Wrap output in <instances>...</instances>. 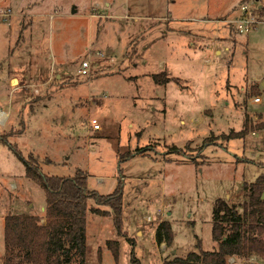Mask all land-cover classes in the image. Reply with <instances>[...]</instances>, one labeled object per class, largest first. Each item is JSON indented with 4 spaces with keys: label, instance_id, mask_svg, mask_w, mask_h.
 <instances>
[{
    "label": "rangeland",
    "instance_id": "obj_1",
    "mask_svg": "<svg viewBox=\"0 0 264 264\" xmlns=\"http://www.w3.org/2000/svg\"><path fill=\"white\" fill-rule=\"evenodd\" d=\"M242 5L257 24L239 34ZM263 81L264 0H0V264L5 216L46 223L45 192L9 145L43 175L81 172L88 193L121 185L120 235L110 215L86 213L85 264L215 249L213 205H240L264 174ZM164 221L170 247L155 240Z\"/></svg>",
    "mask_w": 264,
    "mask_h": 264
},
{
    "label": "trees",
    "instance_id": "obj_2",
    "mask_svg": "<svg viewBox=\"0 0 264 264\" xmlns=\"http://www.w3.org/2000/svg\"><path fill=\"white\" fill-rule=\"evenodd\" d=\"M156 83L166 84L173 79L164 74L154 75ZM237 134L235 137H242ZM24 166V176L44 190L46 204L43 224L38 216H5L3 240L5 253L2 264H85V216L110 215L118 235L122 222V187L120 184L106 196L86 191V176L77 172L69 178L46 176L39 172L32 156L26 159L15 146L9 145ZM245 199L240 205H228L217 200L212 209L211 239L215 249L171 257L162 264H228L230 258L256 257L264 262V174L255 182L243 185ZM95 207L88 209L87 199ZM108 208L110 211H104ZM172 230L168 222H160L155 230L158 244L170 247ZM114 259L118 257L116 242H108Z\"/></svg>",
    "mask_w": 264,
    "mask_h": 264
},
{
    "label": "built area",
    "instance_id": "obj_3",
    "mask_svg": "<svg viewBox=\"0 0 264 264\" xmlns=\"http://www.w3.org/2000/svg\"><path fill=\"white\" fill-rule=\"evenodd\" d=\"M97 6V5H96ZM240 10L242 11L239 16L235 17L231 23L233 24V28L236 32L239 34L247 33L250 29H252L256 24L257 21L254 19L252 14H250L246 8L245 5H242L240 7ZM1 16H12L11 10H6V13L1 14ZM90 63L88 61H83L81 63L80 68L77 70V74L81 76H88L90 70H89ZM251 104L257 105L260 104L259 97L254 98L251 101ZM7 119H4L3 122H0V125H3ZM89 124L91 126V129L94 131L99 130L98 122L95 119H91L89 121ZM233 261V259L231 260Z\"/></svg>",
    "mask_w": 264,
    "mask_h": 264
},
{
    "label": "crops",
    "instance_id": "obj_4",
    "mask_svg": "<svg viewBox=\"0 0 264 264\" xmlns=\"http://www.w3.org/2000/svg\"><path fill=\"white\" fill-rule=\"evenodd\" d=\"M74 13H76V12H74ZM74 13H73V14L71 13L70 15H74ZM12 79L17 80V85H18V86H17L16 88H20V87H21V86H20V85H21V82H20L19 78H18L17 76L13 75V76L9 77L8 81L11 82ZM58 79H59V78H58Z\"/></svg>",
    "mask_w": 264,
    "mask_h": 264
},
{
    "label": "water",
    "instance_id": "obj_5",
    "mask_svg": "<svg viewBox=\"0 0 264 264\" xmlns=\"http://www.w3.org/2000/svg\"><path fill=\"white\" fill-rule=\"evenodd\" d=\"M71 13L73 14L74 11L72 10ZM262 86L264 87V81L262 82ZM263 199H264V195H262Z\"/></svg>",
    "mask_w": 264,
    "mask_h": 264
}]
</instances>
